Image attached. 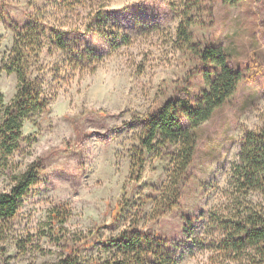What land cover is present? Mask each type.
<instances>
[{
  "label": "rangeland",
  "instance_id": "374dc122",
  "mask_svg": "<svg viewBox=\"0 0 264 264\" xmlns=\"http://www.w3.org/2000/svg\"><path fill=\"white\" fill-rule=\"evenodd\" d=\"M184 2L0 0L19 20L38 7L51 24L71 27L74 50L46 39L35 75L50 95L49 109L24 120L20 149L7 166L0 165V191H8L14 174L32 161L41 163L16 214L0 220V264H52L72 244L85 261L103 257L101 241L124 229L144 201L139 224L168 240L176 264L223 261L214 219L231 209L228 179L241 137L264 124V0L235 5L202 0L191 11L193 41L222 44L243 77L226 103L197 127L196 152L178 205L160 215L151 211L169 160L149 153L140 180L129 178V150L141 130V124H127L132 115L144 114L183 87L193 100L204 87L201 63L177 39ZM98 11L107 13L100 23ZM13 36L0 20V68ZM16 83L14 72L0 71L4 103ZM247 201L264 211L262 195L251 193ZM119 204L123 209L116 216ZM56 209L67 214L63 224L54 218Z\"/></svg>",
  "mask_w": 264,
  "mask_h": 264
},
{
  "label": "trees",
  "instance_id": "16d2710c",
  "mask_svg": "<svg viewBox=\"0 0 264 264\" xmlns=\"http://www.w3.org/2000/svg\"><path fill=\"white\" fill-rule=\"evenodd\" d=\"M185 1L182 19L177 27V39L181 47L201 63L199 72L204 87L193 100L189 97L188 88L183 87L144 114L132 115L127 123L141 124L137 142L129 150L131 181L140 180L149 153L156 158L169 160L166 182L158 191L151 210L159 215L178 205L188 178V167L196 152L197 127L226 103L243 77L242 71L231 65L230 55L222 44L193 41L190 27L196 24V20L191 11L198 8L202 0ZM221 1L235 5L240 0ZM36 10L29 12L25 20H19L0 6V20L6 21L14 33L11 46L3 54L0 71L14 72L17 79L15 93L9 102L4 103L0 92L2 166H7L9 157L21 147L24 120L49 109L50 95L35 75L46 41L50 40L61 50L74 51L69 39L71 27L55 26L48 22L44 12L38 7ZM106 15L98 11L97 21H104ZM96 29L99 30V26ZM103 34L108 39V32L103 31ZM121 37L122 41L127 39ZM76 53L87 56L80 50H76ZM40 169V160L32 161L12 176L13 184L8 191H0V220L16 214L22 197L37 181ZM228 184L231 209L214 219L220 232L217 244L223 256L220 264H264V211L252 207L247 201V197L254 192L264 197V124L245 130L236 158L231 163ZM146 205L145 201L139 204L135 216L124 229L101 241L107 251L105 256H92L85 261L79 258L78 248L72 244L52 264H176L175 252L169 247L168 240L139 224ZM118 206L116 216L123 209L121 204ZM53 213L60 224L65 222V210L56 209Z\"/></svg>",
  "mask_w": 264,
  "mask_h": 264
}]
</instances>
